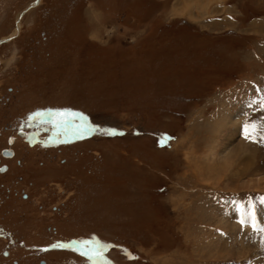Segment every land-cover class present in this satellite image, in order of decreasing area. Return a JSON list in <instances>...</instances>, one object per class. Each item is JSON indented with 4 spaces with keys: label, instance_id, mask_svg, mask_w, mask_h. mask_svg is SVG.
I'll return each instance as SVG.
<instances>
[{
    "label": "rangeland",
    "instance_id": "obj_1",
    "mask_svg": "<svg viewBox=\"0 0 264 264\" xmlns=\"http://www.w3.org/2000/svg\"><path fill=\"white\" fill-rule=\"evenodd\" d=\"M8 38L0 157L49 140L5 160V264H264V0H0Z\"/></svg>",
    "mask_w": 264,
    "mask_h": 264
},
{
    "label": "flooded vegetation",
    "instance_id": "obj_2",
    "mask_svg": "<svg viewBox=\"0 0 264 264\" xmlns=\"http://www.w3.org/2000/svg\"><path fill=\"white\" fill-rule=\"evenodd\" d=\"M26 131L27 132H29V131H31V129H26ZM18 132H19V129H18V131H17V138L18 139H16V137L14 136V137H12V138H9V147H6V148H3L2 149V157H0V176L2 175V176H4V175H7V174H9L10 173V171L12 170V168L10 169V167H9V165H7L6 163H5V160H7V163L9 164V163H11V164H13V162L18 158H20V159H23L26 163V165L27 166H29L30 164L28 163V161H27V159H26V157L25 156H22V153L21 154H18V153H15V150H14V148H12V146L15 144V145H18V143H21V141H23L24 142V144H26V145H24L25 147H26V151H27V153L29 154V155H31V154H34V152L39 148L38 147V145H36L35 147L33 146H30V144L26 141V139H22V138H20L19 136H18ZM21 140V141H20ZM5 151H10V154L6 157L5 156ZM48 151V150H47ZM47 151H45V152H42L41 154H44V153H47V154H49ZM40 154V153H39ZM22 157V158H21ZM24 157V158H23ZM21 163H22V161H21ZM19 164V163H18ZM17 169V168H16ZM53 171H55V169H53V170H51V171H48V172H50V175H52V177H53ZM30 172V169H27V173L29 174L28 176H30V177H32V175H31V173H29ZM49 175V174H48ZM60 176V175H59ZM23 198L24 199H28L29 198V195L28 194H23ZM2 203H3V199H2V197H1V195H0V211H1V209H2ZM27 203H28V201H27ZM16 246V245H15ZM36 248V247H35ZM27 249H29V246H27ZM13 251V250H12ZM11 250H9V249H3V250H1L0 251V264H5V262H7L8 263V261L9 260H11V258L13 257V255H14V253L12 252ZM40 251V250H39ZM42 252V251H41ZM35 253V252H34ZM33 253V254H34ZM60 251H57V252H51V253H48V254H40V255H42V256H44V257H51V256H56V255H58V256H60ZM36 254V253H35ZM39 253H37V255H38ZM14 257H15V255H14ZM43 261H45L46 262V264H49V262L47 261V260H43ZM40 262H42L41 260H39L38 261V263L39 264H41ZM12 264H20L19 263V261L18 260H12Z\"/></svg>",
    "mask_w": 264,
    "mask_h": 264
},
{
    "label": "snow or ice",
    "instance_id": "obj_3",
    "mask_svg": "<svg viewBox=\"0 0 264 264\" xmlns=\"http://www.w3.org/2000/svg\"><path fill=\"white\" fill-rule=\"evenodd\" d=\"M37 115H43V113H37ZM68 115H70L69 113H62V112H57L56 116L61 118L60 122H64L63 118L67 117ZM71 115H75V114H71ZM84 126L81 125L80 126V131H83ZM256 131V126L252 125L250 128L248 126H246V132H255ZM255 228V225H254ZM259 231H264V228H260L258 229ZM90 242H81L82 247H84L86 244H89ZM83 255L88 256L89 258H102V249L100 247V245L97 243L95 246H93L91 249L85 248V250L82 253Z\"/></svg>",
    "mask_w": 264,
    "mask_h": 264
},
{
    "label": "water",
    "instance_id": "obj_4",
    "mask_svg": "<svg viewBox=\"0 0 264 264\" xmlns=\"http://www.w3.org/2000/svg\"><path fill=\"white\" fill-rule=\"evenodd\" d=\"M10 39H12V38H8V39H5V40H2V41L0 42V46H1L3 43L9 41Z\"/></svg>",
    "mask_w": 264,
    "mask_h": 264
},
{
    "label": "bare ground",
    "instance_id": "obj_5",
    "mask_svg": "<svg viewBox=\"0 0 264 264\" xmlns=\"http://www.w3.org/2000/svg\"><path fill=\"white\" fill-rule=\"evenodd\" d=\"M186 6V5H185ZM98 260V259H97Z\"/></svg>",
    "mask_w": 264,
    "mask_h": 264
}]
</instances>
